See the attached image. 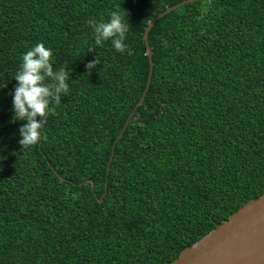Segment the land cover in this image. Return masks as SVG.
<instances>
[{
	"label": "trees",
	"instance_id": "16d2710c",
	"mask_svg": "<svg viewBox=\"0 0 264 264\" xmlns=\"http://www.w3.org/2000/svg\"><path fill=\"white\" fill-rule=\"evenodd\" d=\"M182 1L0 0V264H171L264 193V0L158 20L150 87L113 149L148 81L145 30ZM112 10L123 53L88 24ZM37 42L68 65L69 90L20 148L9 93Z\"/></svg>",
	"mask_w": 264,
	"mask_h": 264
},
{
	"label": "clouds",
	"instance_id": "9594fccd",
	"mask_svg": "<svg viewBox=\"0 0 264 264\" xmlns=\"http://www.w3.org/2000/svg\"><path fill=\"white\" fill-rule=\"evenodd\" d=\"M88 24L95 45L110 42L115 52L126 51L127 45L124 41L129 24L119 10L108 12L107 19L89 20ZM101 63L100 57L96 56L85 64V69L91 71ZM67 68L62 66L54 70L51 49L39 42L21 54L19 66L12 77L16 83L9 93V121L22 122L17 129V143L20 148H28L39 142L47 115L68 93L70 72Z\"/></svg>",
	"mask_w": 264,
	"mask_h": 264
},
{
	"label": "water",
	"instance_id": "95a60500",
	"mask_svg": "<svg viewBox=\"0 0 264 264\" xmlns=\"http://www.w3.org/2000/svg\"><path fill=\"white\" fill-rule=\"evenodd\" d=\"M196 1L200 0H184L167 8L154 18L146 28L143 39L150 64L148 81L142 97L114 142L113 149L125 132L136 108L143 103L150 87L153 72L152 49L148 42L150 30L166 14ZM112 158L113 152L108 162L107 171H109ZM89 182L93 185L91 180L85 183ZM171 264H264V193L258 198L248 201L237 212L230 215L226 221L184 249Z\"/></svg>",
	"mask_w": 264,
	"mask_h": 264
}]
</instances>
